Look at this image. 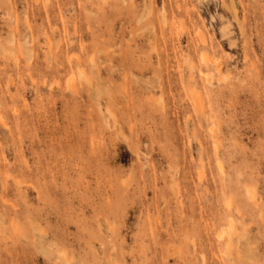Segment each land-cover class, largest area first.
Returning a JSON list of instances; mask_svg holds the SVG:
<instances>
[{
    "label": "rangeland",
    "instance_id": "obj_1",
    "mask_svg": "<svg viewBox=\"0 0 264 264\" xmlns=\"http://www.w3.org/2000/svg\"><path fill=\"white\" fill-rule=\"evenodd\" d=\"M0 264H264V0H0Z\"/></svg>",
    "mask_w": 264,
    "mask_h": 264
}]
</instances>
